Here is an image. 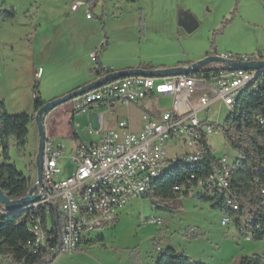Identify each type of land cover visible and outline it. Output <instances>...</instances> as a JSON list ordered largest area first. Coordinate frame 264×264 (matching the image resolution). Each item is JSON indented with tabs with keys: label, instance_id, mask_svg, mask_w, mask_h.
Listing matches in <instances>:
<instances>
[{
	"label": "rangeland",
	"instance_id": "obj_1",
	"mask_svg": "<svg viewBox=\"0 0 264 264\" xmlns=\"http://www.w3.org/2000/svg\"><path fill=\"white\" fill-rule=\"evenodd\" d=\"M92 2L90 9L87 0H0V102L8 114L31 111L26 75L29 69L35 73L41 69V76L35 77L32 86L37 83L40 101L47 104L95 78L91 55L110 72L190 65L213 55L237 59L264 56V0ZM77 4L80 6L73 11ZM10 13L14 18L7 19ZM179 17L194 24V31L187 33L179 27ZM211 68L214 65L201 70ZM169 105V99H155L149 106H136L129 116L135 117V112L154 116L155 110ZM71 106L72 101L57 106L43 119L46 132L65 154L77 142L94 140L85 136L83 128L75 133L78 141L62 133L59 123L65 125L66 116H61L70 112ZM124 108L119 107L117 114L124 115ZM228 114L226 106L215 102L199 112L198 119L220 129L207 138V144L215 158L225 159L231 166L238 155L226 143L221 130ZM37 143L33 121L28 126L22 154L12 144L8 153V163L29 180L30 187L36 177ZM60 167L61 178L74 169L68 162ZM164 204L168 210L156 207ZM119 212L116 223L91 233L87 244L74 252H60L45 264H154L168 247L193 264H239L242 257L253 255L264 262V240L245 239L251 233L238 232L234 218L222 228L220 220L226 213L209 202L175 198L162 203L145 197L129 201ZM153 218L162 223H148Z\"/></svg>",
	"mask_w": 264,
	"mask_h": 264
},
{
	"label": "built area",
	"instance_id": "obj_2",
	"mask_svg": "<svg viewBox=\"0 0 264 264\" xmlns=\"http://www.w3.org/2000/svg\"><path fill=\"white\" fill-rule=\"evenodd\" d=\"M79 6L74 5L72 10ZM219 56L241 62H264V56L259 55L242 59ZM91 57L95 60L93 55ZM41 73L38 69L35 77H40ZM260 74H264V69L261 73L219 69L208 75L166 78L129 76L109 81L72 100L73 111L88 116L84 134L94 140L87 144L77 142L65 154L45 127L41 183L33 193L35 201L22 209L30 234L25 249L35 258L31 264H45L53 254L76 251L90 239L91 233L112 225L125 204L148 197L154 183L176 165L188 169L201 166L210 149L207 138L218 134L220 129L202 123L198 113L215 102L233 110L240 92L252 85ZM253 86L256 88L257 83ZM147 98H166L170 105L155 110L154 116L142 113L138 131L132 130L122 119L107 130H104L102 115H97L95 126L90 121L95 107L103 106L111 111L116 106H144ZM259 124L262 125L263 120L260 119ZM65 162L74 169L61 178L60 165ZM209 165L206 175L193 174L186 185L173 188L176 198L199 200L201 196L217 195L226 207L239 213L240 205L231 189L230 166L225 159L218 158ZM36 182L35 177L33 184ZM260 192L264 195V185ZM232 221L230 215L224 214L220 226L226 228ZM148 223L160 225L162 221L153 218ZM248 223H251L249 218L240 219L241 228ZM245 239H251V235Z\"/></svg>",
	"mask_w": 264,
	"mask_h": 264
},
{
	"label": "trees",
	"instance_id": "obj_3",
	"mask_svg": "<svg viewBox=\"0 0 264 264\" xmlns=\"http://www.w3.org/2000/svg\"><path fill=\"white\" fill-rule=\"evenodd\" d=\"M90 9L93 7L92 0H87ZM14 18L13 13L8 14L7 19ZM92 18V17H90ZM95 78L109 73L95 58ZM219 71L218 68L201 70L196 74L208 75ZM91 82V81H90ZM86 83L85 85L89 84ZM257 83L254 88L253 84ZM33 85V113L32 114H8L4 103L0 102V189L10 199H19L26 195L29 180L17 171L14 165L8 163L9 148L12 144L19 154H22L26 145L28 126L34 121L35 113L44 105L37 96L36 85ZM245 87L239 94L236 105L225 118L222 125V134L226 143L237 152V159L230 166L231 189L240 205V212L231 211L223 203L221 197L201 196L199 200L209 202L212 207L224 209L225 213L235 220L238 232H250L253 241L264 240V195L261 188L264 185V74L256 77L254 83ZM84 85V86H85ZM77 90V89H76ZM263 124H259V120ZM71 124V123H70ZM75 140L78 137L72 134ZM215 157L212 150L208 149L202 165L196 169H188L180 165L172 168L161 179L157 180L148 198L160 199L162 203L174 200L176 193L173 188L186 185L191 175L197 177L206 175L210 170V163ZM225 206V207H224ZM159 209L168 210L169 206H156ZM249 218L251 223L240 227L241 218ZM116 221H113L114 225ZM111 226V225H109ZM105 226L104 228H108ZM191 237H194L192 234ZM103 241V238L98 237ZM30 234L27 230V223L23 218L22 210L6 211L0 204V264H31L35 258L25 249ZM90 240L84 241L88 243ZM10 259L4 263L3 260ZM154 264H193L189 259L172 248L162 251ZM239 264H264L262 258L257 255L244 256Z\"/></svg>",
	"mask_w": 264,
	"mask_h": 264
},
{
	"label": "water",
	"instance_id": "obj_4",
	"mask_svg": "<svg viewBox=\"0 0 264 264\" xmlns=\"http://www.w3.org/2000/svg\"><path fill=\"white\" fill-rule=\"evenodd\" d=\"M177 24L187 33H191L195 29L194 24L188 22L186 19L182 17L178 18ZM208 65H214L215 68L217 67L225 72L256 71L261 73V71L264 69V62H254V61L241 62V61L226 59L219 55L206 56L186 66L162 68L160 70H150V71L136 69V70H127L123 72H117V71L109 72L106 75L96 78L95 80L91 81L89 84L77 90H74L73 92L69 93L68 95L60 99H56L50 103L44 104L34 115V123L38 138L37 151L34 162L37 182L28 188L25 196L15 200H12L9 197H7L0 189V204L3 205L5 207V210L9 212V211L22 210L25 207H27L30 203L35 201L36 196H34L33 193L35 191L37 184L41 183L42 156H43L44 140H45V126L43 124V119L49 112L53 111L57 106L65 104L88 92L96 90L109 81H115L124 77L139 76V75L147 76L150 78H166V77H175L181 75H193L198 73L199 71H201L203 67ZM35 86H37V84ZM55 256L56 255L53 254L47 262L52 261Z\"/></svg>",
	"mask_w": 264,
	"mask_h": 264
},
{
	"label": "crops",
	"instance_id": "obj_5",
	"mask_svg": "<svg viewBox=\"0 0 264 264\" xmlns=\"http://www.w3.org/2000/svg\"><path fill=\"white\" fill-rule=\"evenodd\" d=\"M91 20V19H90ZM188 64H181V66H186ZM180 65H177L176 67H178ZM161 69L162 68H166L165 66L163 67H160ZM169 68V67H168ZM39 69V68H38ZM37 69V70H38ZM27 77H28V84H27V89L29 90L28 91V95L30 94V103H31V111L29 113L32 114L33 113V81L35 79V72L32 70V69H29L28 73L26 74ZM90 76V75H89ZM96 78H92L90 80H87L86 83L90 82V81H93L95 80ZM85 83V84H86ZM84 84V85H85ZM81 86L79 87H76L75 89H73L72 91L76 90V89H79ZM26 94V93H25ZM20 99H23V96L20 97ZM18 99V102L19 100ZM154 99H146L145 103H144V106H149L150 105V102H152ZM119 107L121 108V106H116L114 109H112L111 111H109L108 109H106L105 107L103 106H98V107H95L92 109L91 113H90V121L91 123L95 126L96 125V117L97 115H102L104 117V130H107V129H110L112 128L114 125H115V122L116 120H126L128 123H129V126L132 130L134 131H138L140 129V125H141V120H140V117H141V114L142 113H139V112H135V117H130L129 115L132 113V110L134 109L135 110V107L136 106H133V105H129L127 106V108L125 107L124 109L125 110V114L123 115H119L117 114L118 112V109ZM17 111H21V110H18ZM71 112V113H70ZM67 111L66 113H64L61 117H64L66 116V122H65V125L64 123L60 124L59 122V127L62 128V133H67L69 136L72 137V134H75V133H80L77 129H84L83 133H85V128L86 126L88 125L89 123V118L87 115H81L77 112H74L73 109H72V106H71V110ZM16 114H20V113H16ZM84 116V117H82ZM71 123V124H70ZM58 125V124H57ZM58 133V132H57ZM77 136V135H76ZM78 137V136H77ZM79 140V138L77 139V141ZM120 212H118V215H119ZM118 218V216H117ZM117 218L115 221H117ZM90 240V239H89Z\"/></svg>",
	"mask_w": 264,
	"mask_h": 264
},
{
	"label": "bare ground",
	"instance_id": "obj_6",
	"mask_svg": "<svg viewBox=\"0 0 264 264\" xmlns=\"http://www.w3.org/2000/svg\"><path fill=\"white\" fill-rule=\"evenodd\" d=\"M155 70H160V69H155ZM182 76V75H181Z\"/></svg>",
	"mask_w": 264,
	"mask_h": 264
}]
</instances>
